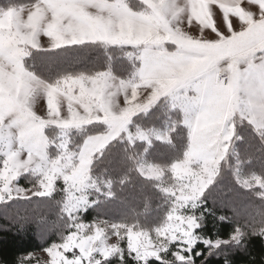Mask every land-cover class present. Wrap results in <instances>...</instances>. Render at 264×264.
Instances as JSON below:
<instances>
[{"label": "snow or ice", "instance_id": "6c2138e0", "mask_svg": "<svg viewBox=\"0 0 264 264\" xmlns=\"http://www.w3.org/2000/svg\"><path fill=\"white\" fill-rule=\"evenodd\" d=\"M0 216V264H256L264 0H0Z\"/></svg>", "mask_w": 264, "mask_h": 264}, {"label": "trees", "instance_id": "16d2710c", "mask_svg": "<svg viewBox=\"0 0 264 264\" xmlns=\"http://www.w3.org/2000/svg\"><path fill=\"white\" fill-rule=\"evenodd\" d=\"M24 2H26V0H24ZM21 183L24 184L25 182L21 180ZM142 184V180L135 179L132 184L125 186L123 191H118V199L110 202L108 205L105 206V211H107L108 216H115L119 212L126 211L129 207L132 206H137L139 209L142 210V199L144 195V192H142L141 190ZM130 197H135L137 201L133 203L130 200ZM155 203V200H153L152 215H155ZM254 203L258 204L259 201L256 200L254 201ZM92 215H94V213L90 211L88 214V218L91 219ZM28 216L30 217V223L28 224V234L24 236H17L15 237V240L18 242L17 247L32 250L38 248L39 245V241L36 238V233L43 232L47 228L51 227L56 217L54 210H51L48 207L43 206L42 204L36 207L29 205ZM40 217H44L45 219L40 220ZM14 227L15 226L11 225L8 221L4 220L2 216H0V229L10 228L14 230ZM0 236L12 238V231H9L7 233L0 231ZM249 248L251 254L256 258V264H260V257L262 254H264V245H262L258 239H253L249 245ZM12 254L13 252L11 251L8 253V255ZM212 264H220V261H217L215 258H213ZM239 264H247V258L245 257L241 259L239 261Z\"/></svg>", "mask_w": 264, "mask_h": 264}, {"label": "rangeland", "instance_id": "374dc122", "mask_svg": "<svg viewBox=\"0 0 264 264\" xmlns=\"http://www.w3.org/2000/svg\"><path fill=\"white\" fill-rule=\"evenodd\" d=\"M23 184V183H22ZM130 200L134 203L136 202L137 200L135 199V197H130ZM132 205V204H131ZM114 239V238H113ZM41 255H44L43 253H40Z\"/></svg>", "mask_w": 264, "mask_h": 264}, {"label": "crops", "instance_id": "0c3cea01", "mask_svg": "<svg viewBox=\"0 0 264 264\" xmlns=\"http://www.w3.org/2000/svg\"><path fill=\"white\" fill-rule=\"evenodd\" d=\"M42 42H45V41H42ZM42 103V105L44 104V102H41Z\"/></svg>", "mask_w": 264, "mask_h": 264}]
</instances>
